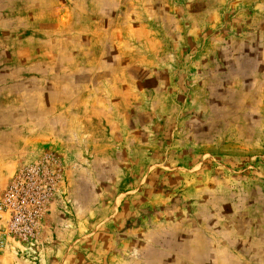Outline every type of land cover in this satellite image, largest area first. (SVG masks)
<instances>
[{"label":"rangeland","instance_id":"rangeland-1","mask_svg":"<svg viewBox=\"0 0 264 264\" xmlns=\"http://www.w3.org/2000/svg\"><path fill=\"white\" fill-rule=\"evenodd\" d=\"M16 173L0 264H264V0H0Z\"/></svg>","mask_w":264,"mask_h":264},{"label":"built area","instance_id":"built-area-1","mask_svg":"<svg viewBox=\"0 0 264 264\" xmlns=\"http://www.w3.org/2000/svg\"><path fill=\"white\" fill-rule=\"evenodd\" d=\"M23 177H25L23 173L21 174L16 173L13 180L8 184L7 193L0 197V249L4 248L5 246L6 235L9 236L10 232H13V233L16 232L15 221L17 220L18 214L17 212H15V206L13 205V201L7 196V194L9 192L16 191L17 189H23L24 186L20 184V181ZM17 208H18V204H17ZM17 211L22 212L23 214L26 213V211L22 208V206H20L17 209ZM4 215L9 216L8 217L9 228L7 229V231L5 230L3 231L1 229L2 227L1 225H3L1 222V218ZM30 226H31V220L26 218V223H25V228H24L25 232L23 233L24 238H31V236L33 235V231Z\"/></svg>","mask_w":264,"mask_h":264},{"label":"crops","instance_id":"crops-1","mask_svg":"<svg viewBox=\"0 0 264 264\" xmlns=\"http://www.w3.org/2000/svg\"><path fill=\"white\" fill-rule=\"evenodd\" d=\"M5 166H9V171H8L9 174L13 171V169H15L14 168V161H10V160L6 161ZM15 166H16V164H15Z\"/></svg>","mask_w":264,"mask_h":264}]
</instances>
